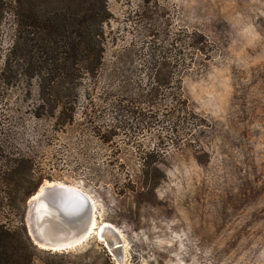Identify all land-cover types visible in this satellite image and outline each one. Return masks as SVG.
Returning <instances> with one entry per match:
<instances>
[{
    "label": "rangeland",
    "instance_id": "374dc122",
    "mask_svg": "<svg viewBox=\"0 0 264 264\" xmlns=\"http://www.w3.org/2000/svg\"><path fill=\"white\" fill-rule=\"evenodd\" d=\"M9 1L2 0L0 14V160L30 161L36 192L52 182L85 192L97 223L112 224L124 241L121 259L91 235L68 250L38 246L34 264H264V0H107L108 63L156 37L169 46L162 38L179 28L213 43L210 58L183 77L185 96L210 127L199 146L170 140L164 154L159 116L144 130L138 118L125 116L131 113L115 117L107 73L84 79L78 90L77 81L63 84L61 98L74 108L70 123H57L59 109L36 118L40 81L12 64ZM155 9L157 17L147 21L145 11ZM118 120L133 128L99 140L97 128ZM146 155L160 177L153 192L141 190Z\"/></svg>",
    "mask_w": 264,
    "mask_h": 264
},
{
    "label": "trees",
    "instance_id": "16d2710c",
    "mask_svg": "<svg viewBox=\"0 0 264 264\" xmlns=\"http://www.w3.org/2000/svg\"><path fill=\"white\" fill-rule=\"evenodd\" d=\"M9 2L15 21L12 64L17 74L40 81L36 118H42L47 110L53 114L59 109L57 123H70L74 108L70 107L69 112L67 105L71 102L61 98L63 84L77 81L78 90L84 79L103 78L107 73L104 80L108 82L107 94L111 103L119 107V112L114 110L116 118L122 115L121 112L131 113L125 116L138 118L144 130L148 121L153 125L159 116L164 135L159 134L158 139L163 154L168 150L170 140L176 145H200L198 137L210 125L196 113L185 96L183 77L210 58L213 43L201 32L179 28L175 33L165 34L166 39L161 41L165 40L169 46L157 43L158 37L152 33L151 39L156 37L153 45L149 41L138 50L132 45L133 48L114 54L113 61L108 63L105 61L104 32V24L109 20L107 0ZM1 3L2 0L0 14L6 10ZM158 12L159 9L147 10L144 17L153 21ZM78 98L77 93V103ZM98 100H101L100 96ZM120 121L106 124L107 128L103 130L95 127L98 139L110 142L120 130L133 128L129 122L122 124ZM0 152L3 154L4 151L0 149ZM147 156L144 174L148 183L141 190L153 192L160 177ZM39 185L30 161L0 160V264H34L40 249L28 233L26 206ZM5 206L10 210L4 212ZM15 208L17 211L14 212Z\"/></svg>",
    "mask_w": 264,
    "mask_h": 264
},
{
    "label": "water",
    "instance_id": "95a60500",
    "mask_svg": "<svg viewBox=\"0 0 264 264\" xmlns=\"http://www.w3.org/2000/svg\"><path fill=\"white\" fill-rule=\"evenodd\" d=\"M33 195L28 200L26 223L37 246L53 251L68 250L93 235L88 233V228L95 209L86 193L56 184L44 187L36 198ZM102 237L110 254L121 259L123 243L119 231L106 225Z\"/></svg>",
    "mask_w": 264,
    "mask_h": 264
},
{
    "label": "bare ground",
    "instance_id": "6f19581e",
    "mask_svg": "<svg viewBox=\"0 0 264 264\" xmlns=\"http://www.w3.org/2000/svg\"><path fill=\"white\" fill-rule=\"evenodd\" d=\"M63 185V186H67L69 188H72V189H78L76 187H73V186H70V185H65V184H61V183H58V182H52V183H47L46 185L42 186L34 195H33V198H36L38 197V195L43 191L44 187H48V186H51V185ZM85 193V192H84ZM89 196V195H88ZM89 198L91 199V197L89 196ZM92 203H93V206H94V209H95V204L93 202V200L91 199ZM96 209H95V213H94V216H93V219H92V222L90 224V227L88 228L89 231L88 233H92L93 235H96V236H99V239L100 240H103V237H102V231H103V228L107 225V226H113L112 224L108 223V222H103L101 224H98L97 223V216H96ZM115 227V226H113ZM116 228V227H115ZM98 239V240H99ZM88 240V239H87ZM123 240V239H122ZM103 242V241H102ZM124 243V241H123ZM124 246H126L124 244ZM124 249V248H123ZM126 249V248H125ZM123 253V252H122ZM125 253V252H124ZM125 256V255H124ZM124 258V257H123ZM123 260V259H122ZM123 262V261H122ZM116 263V262H115Z\"/></svg>",
    "mask_w": 264,
    "mask_h": 264
}]
</instances>
